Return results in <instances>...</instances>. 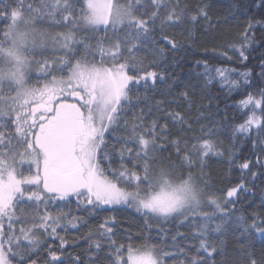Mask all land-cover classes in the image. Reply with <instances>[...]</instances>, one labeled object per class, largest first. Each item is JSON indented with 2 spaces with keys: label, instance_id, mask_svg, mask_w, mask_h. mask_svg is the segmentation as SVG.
Returning <instances> with one entry per match:
<instances>
[{
  "label": "snow or ice",
  "instance_id": "1",
  "mask_svg": "<svg viewBox=\"0 0 264 264\" xmlns=\"http://www.w3.org/2000/svg\"><path fill=\"white\" fill-rule=\"evenodd\" d=\"M210 7L204 0L194 10L183 0H0V264H104V239L110 264H166L165 257L171 258L167 264H216L219 237L228 231L235 229L241 238L264 236V216L233 211L238 196L252 192L243 180L219 197L212 194L206 158L223 155L211 139L213 128L201 125V137L191 144L185 137H172L168 124L154 113L163 111L182 130L192 125L181 112L164 110L160 101L127 119L139 107L136 85L148 89L166 76L172 83L179 79L172 73L184 59L179 54L195 44V27L203 22L205 33L216 27ZM254 7L261 18L249 17L240 42L221 49L220 56L231 60L233 50L241 63L248 61L257 44L256 26L264 27V0H254ZM195 65L204 69L192 71L205 87L217 78L230 90L253 85L251 69L234 79L236 69L210 68L201 60ZM258 76L264 81V58ZM194 92L189 85L180 92L188 108ZM240 106L251 114L232 127L229 160L235 156L237 134L254 137L260 171L250 168L249 159L238 167L253 181L259 176L264 182V85L255 95L248 93ZM121 125L125 135L118 134ZM110 129L115 141L109 147L105 133ZM169 145L176 160L163 155ZM113 153L119 156L114 169ZM101 160L109 162L111 176ZM73 201L87 215L102 206L127 205L146 220L176 225V232L161 228L167 247L145 239L141 247L127 248L125 260L124 245L116 246L112 239V217L97 232L88 231L87 259L49 248L41 260L42 237L59 239L63 249L68 242L57 229L87 223L72 214ZM193 224L199 243L190 254L179 225ZM247 264H258L251 253Z\"/></svg>",
  "mask_w": 264,
  "mask_h": 264
},
{
  "label": "trees",
  "instance_id": "2",
  "mask_svg": "<svg viewBox=\"0 0 264 264\" xmlns=\"http://www.w3.org/2000/svg\"><path fill=\"white\" fill-rule=\"evenodd\" d=\"M2 2H10V0H2ZM209 4L210 16L215 28L209 29L207 33L204 32V25H198L194 29L195 44L193 47L186 51L181 52L179 55L184 57L180 63L176 65L173 76H178L179 79L172 83L166 76L165 81H158L154 88L145 89L143 85H136L138 91L135 95L141 99L139 107L134 108L127 116L129 121L132 120L135 114H138L139 109L143 108L147 112V104H154L157 101L162 102L163 109L166 111H179L191 123L192 128L188 130L186 127L181 128L174 125L168 119L163 111L154 113L159 117L160 123H167L168 131L172 137H185L188 139L189 144L194 142V139L201 137V125L206 128H213V135L211 139L216 145L217 149L223 152V155H214L212 153L206 158L207 164L205 172L210 177V186L212 194L217 197L221 196L229 187L234 186L238 181L243 180L247 186L252 188V192L238 196L237 203L233 211L236 215H244L249 217L252 215L264 216V204L262 201V191H264V182L257 176L253 181L251 177L242 174V170L238 165L244 162L245 159L252 160L253 163L250 168L253 171L259 172L260 168L256 165L252 139L254 137H246L243 134L236 135L235 141V156L230 161L228 149L232 144L231 135L232 127L243 122L246 115H250L247 109L240 106V101L245 98L248 93L256 94L264 81L259 79L258 73L260 70V61L264 58V46L261 45L262 35H264V27L256 26L255 35L257 44L250 51L249 59L246 63H241L233 50H229V55L232 56L231 60H227L220 56V50L226 46L239 43L240 33L245 27L246 20L249 17L255 19L261 18V12L254 7V0H204ZM190 10H194L196 6L201 3V0H183ZM233 5H238L233 9ZM246 5H252L246 7ZM227 17V19H225ZM234 17V18H233ZM40 23V22H38ZM57 30H63L59 27ZM103 32L99 36H103ZM110 35V34H109ZM97 37H93L92 42H95ZM177 35V39H179ZM140 55H143L141 53ZM171 55V52H169ZM150 60L151 57H148ZM207 61L210 68L223 67L236 69L232 73V78L239 79V73L252 70L253 85L243 86L240 88L229 89L226 86H221L219 78L207 87L204 86L203 79L199 78L195 73H202L204 71L202 66L195 65V61ZM147 67V65H145ZM195 67V73L192 69ZM37 73L32 74V80L35 82ZM169 84L171 85L169 87ZM185 85L195 86L193 94V107L188 108L187 103L180 98V92L184 90ZM130 88L134 87L129 85ZM145 95L148 97L146 101ZM199 112L202 115L198 116ZM260 109H256L257 114H260ZM111 129L105 134L106 145L109 147L115 141V137L110 135ZM119 135H125L123 125ZM102 146V150H103ZM183 147V145H182ZM163 155H171L173 160H176L175 152L169 145V151ZM125 164L131 168L133 165L125 158ZM102 167L105 168L106 173L111 176L109 170V162L101 160ZM119 165V156L115 153L111 155V168H116ZM246 171V170H245ZM73 215H82L86 224L81 223L79 227H68L64 229H57L60 236H62L68 243L63 249L60 248V240L53 239L47 236L42 237L44 243L43 250L40 252V259L44 260L48 256V249L71 253L72 256L80 255L82 259H87L85 255L88 248L89 241L86 239L88 231L92 230L97 232L99 225L106 219L115 218L114 223L111 225L113 228L112 239L116 242V246L124 245L122 249L125 260L127 259V248L131 246L134 250L141 247V243L147 239L152 243L158 244L160 247H167L168 245L162 243L161 228H164L168 233L176 232V225H164L156 218L145 219L143 214L138 213L134 208L127 205H119L114 207H100L96 211L87 215L76 210L75 201L71 206ZM150 226V227H149ZM179 229L184 233L182 241L186 250L190 254H195V249L198 246L199 240L196 235V225H179ZM170 241V236L167 238ZM222 244H217L218 253L215 256L216 264H247L249 253L254 256L259 264L261 259H264V236L258 233H253L250 237L241 238L235 229H232L219 237ZM103 250L100 255L104 258V264H110V258L107 256V249L109 242L104 239L101 240ZM159 251V248L157 249ZM171 258L165 257L166 264Z\"/></svg>",
  "mask_w": 264,
  "mask_h": 264
},
{
  "label": "rangeland",
  "instance_id": "3",
  "mask_svg": "<svg viewBox=\"0 0 264 264\" xmlns=\"http://www.w3.org/2000/svg\"><path fill=\"white\" fill-rule=\"evenodd\" d=\"M106 134V133H105ZM115 206H119V205H115ZM103 207H114V206H103ZM128 256V255H127Z\"/></svg>",
  "mask_w": 264,
  "mask_h": 264
}]
</instances>
